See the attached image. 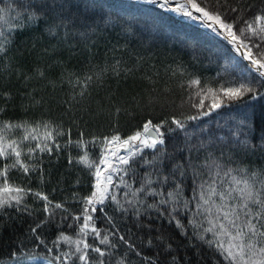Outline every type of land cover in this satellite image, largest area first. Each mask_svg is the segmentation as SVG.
Instances as JSON below:
<instances>
[{
  "label": "snow or ice",
  "instance_id": "1",
  "mask_svg": "<svg viewBox=\"0 0 264 264\" xmlns=\"http://www.w3.org/2000/svg\"><path fill=\"white\" fill-rule=\"evenodd\" d=\"M161 42L189 55L164 66L179 103L156 87ZM145 63L147 114L122 133L131 110L92 92ZM0 68L20 82L0 89V264H264V0H0Z\"/></svg>",
  "mask_w": 264,
  "mask_h": 264
},
{
  "label": "trees",
  "instance_id": "2",
  "mask_svg": "<svg viewBox=\"0 0 264 264\" xmlns=\"http://www.w3.org/2000/svg\"><path fill=\"white\" fill-rule=\"evenodd\" d=\"M225 0H221V3H224ZM228 3H231L232 0H227ZM197 27V26H193ZM182 30V29H181ZM23 38V37H22ZM103 43L99 46L97 55L93 58V63L96 62H102L104 59L105 51L106 49H110L113 44L117 43L118 38L116 36H110L108 38H101ZM110 41V42H109ZM30 42V41H29ZM45 42H47V38L45 37ZM121 44L124 43L123 40L119 41ZM137 41L131 42V48H136ZM39 46V45H38ZM139 50V49H138ZM159 57L160 59L157 60V67L160 70L161 76H160V83L156 85L158 89H162L165 82L170 84L173 88V93L168 96L169 99H175L177 103H179L180 99V91L176 87L177 80L179 77L175 79L169 78L165 72H164V66L169 63H174L175 59L179 58L182 59L185 63H188L189 61V55L186 51H181L179 49V46H172V45H166L164 43L159 44ZM83 56H87V53H82ZM112 52H108V59L111 61L112 58ZM117 57L123 56L124 59L128 61L129 64H134L135 60L132 56L128 54V52H117L115 54ZM30 59V58H29ZM75 66L77 70L83 71L81 59L79 57L74 58L72 63L69 64V68H72ZM192 70L199 73L202 76H212L214 74V67L207 64L206 60H201L199 63L196 64H190L189 65ZM28 70L31 71V63L28 64ZM4 70L3 68H0V73H2ZM152 69H150L147 65V63L144 64L143 68L136 73L137 79L133 80L132 78H129L127 82H124L121 80L119 83L115 79H108L106 81L105 87L102 89H94L92 92V100H102L103 97L108 94L109 92H114L115 95L112 97L113 101L121 105L125 108H129L133 115H128L126 113H121V116L119 118L120 123V131L122 133H130L135 129L137 125L140 124L142 118L144 115L147 114V110L145 112L141 113L139 110H137L135 107H133V101L132 96L139 93V98L141 100V104H144L147 102V95L144 93V88H149L150 86L147 84L146 81L140 80L139 77L147 72L149 75L152 73ZM54 74H59V69L54 70ZM20 82L16 80L15 75L11 77L10 81H5L3 76H0V89H10L14 93L19 88ZM134 85V86H133ZM68 91V86L65 85L63 92L66 93ZM61 95V90L57 89L56 92H52L51 88H48L45 90V98L46 100H49V107L51 109V115L55 118L61 115L63 112V107L59 106L56 103V100L52 99V97L59 98ZM155 95V94H154ZM66 98V97H65ZM160 109L157 106V112H159ZM110 121L111 118L107 115H101L97 117L95 120L89 123L88 130L95 131L97 133L101 132H109L110 131ZM76 130L73 128V135L75 136ZM66 166V161L62 160L59 165H53L54 173H53V183H55V180L57 179L59 173L63 172ZM87 180V177H85V182ZM53 185H48V190H51V187ZM67 193H60L59 191L56 193L57 197H61L62 195H65ZM4 236L7 238L8 236V230L5 229ZM0 254L6 255V252H0Z\"/></svg>",
  "mask_w": 264,
  "mask_h": 264
}]
</instances>
